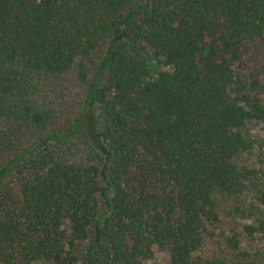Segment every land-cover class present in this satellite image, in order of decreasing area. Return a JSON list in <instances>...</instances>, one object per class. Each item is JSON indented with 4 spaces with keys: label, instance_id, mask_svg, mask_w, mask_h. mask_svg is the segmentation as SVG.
Returning <instances> with one entry per match:
<instances>
[{
    "label": "trees",
    "instance_id": "trees-1",
    "mask_svg": "<svg viewBox=\"0 0 264 264\" xmlns=\"http://www.w3.org/2000/svg\"><path fill=\"white\" fill-rule=\"evenodd\" d=\"M102 45L78 121L99 167L56 153L69 135L48 133L37 93ZM147 50L169 68L156 79ZM252 120L264 128V0H0V264H160L155 249L236 264L206 246L216 194L253 175L237 163Z\"/></svg>",
    "mask_w": 264,
    "mask_h": 264
},
{
    "label": "rangeland",
    "instance_id": "rangeland-1",
    "mask_svg": "<svg viewBox=\"0 0 264 264\" xmlns=\"http://www.w3.org/2000/svg\"><path fill=\"white\" fill-rule=\"evenodd\" d=\"M103 49L104 45L92 56L78 60L63 74L43 76L37 93L39 106L48 113V133L69 135L61 144L53 146L56 153L70 161L99 167L106 164V156L92 145L86 122L78 121L84 114L90 83ZM144 56L154 79L161 71L169 69L150 50L145 51ZM243 131L252 147L238 156L237 163L241 168L253 171V175L242 194H216L221 221L210 227L212 235L207 239L206 248L210 254L227 257L236 264H264V236L254 232L264 217L261 202L264 194V128L261 122L252 120ZM33 141L34 138L24 139L26 144ZM100 202L102 212L106 213L108 208L102 196ZM233 239L236 244L232 243ZM88 246V242H78V254L84 255ZM169 261L167 253L155 249L153 262L169 264Z\"/></svg>",
    "mask_w": 264,
    "mask_h": 264
}]
</instances>
